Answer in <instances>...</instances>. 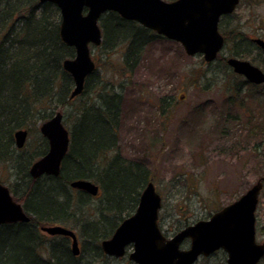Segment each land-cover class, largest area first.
Here are the masks:
<instances>
[{"label": "rangeland", "instance_id": "374dc122", "mask_svg": "<svg viewBox=\"0 0 264 264\" xmlns=\"http://www.w3.org/2000/svg\"><path fill=\"white\" fill-rule=\"evenodd\" d=\"M219 32L225 44L210 62L201 54H186L178 42L153 31L137 58L127 62V42L111 49L91 45L95 70L87 77L85 91L55 109L70 134L83 104L99 103V95L120 96L116 144L103 159L118 154L148 171V181L161 196L158 226L167 238L236 200L264 172V134L247 136L249 118L264 117V85H250L226 63L237 57L264 71V50L253 41L264 39V0H240L229 16L221 18ZM40 123L29 130L24 147H15L17 155L43 147ZM14 173L0 166L5 184L11 183ZM99 195L100 189L90 195L93 199L80 209L79 219L93 217ZM77 224L61 225L78 233ZM45 235L52 241L64 239ZM255 239L264 241V185L255 210ZM188 246L185 239L180 248ZM106 257L93 264H135L127 254ZM194 264H226V255L216 250L199 256ZM257 264H264V256Z\"/></svg>", "mask_w": 264, "mask_h": 264}, {"label": "trees", "instance_id": "16d2710c", "mask_svg": "<svg viewBox=\"0 0 264 264\" xmlns=\"http://www.w3.org/2000/svg\"><path fill=\"white\" fill-rule=\"evenodd\" d=\"M59 26V9L51 2L0 0V166L14 170L13 180L6 185L29 215L28 222L0 225V264L103 261L107 257L99 242L110 237L118 224L134 212L149 180L148 171L138 162L126 161L118 154L107 161L103 159L116 144L118 94L99 95L101 102L83 104L77 109L69 149L58 176L32 179L28 174L31 163L47 150L45 139L38 151L16 154L14 131L31 130L68 102L73 80L62 62L73 57L74 49L61 40ZM99 26L100 46L104 49L127 42L126 62L135 60L154 35L113 11L101 15ZM256 99L260 104L259 97ZM248 124V137L264 134V117L249 118ZM78 125L81 126L77 130ZM75 179H89L99 185V204L93 217H78L82 214L80 209L93 198L69 186ZM71 221L78 223L77 235L81 239V250L76 256L66 237L52 241L39 229L42 225H67Z\"/></svg>", "mask_w": 264, "mask_h": 264}, {"label": "water", "instance_id": "95a60500", "mask_svg": "<svg viewBox=\"0 0 264 264\" xmlns=\"http://www.w3.org/2000/svg\"><path fill=\"white\" fill-rule=\"evenodd\" d=\"M56 5L60 13L61 40L74 48V56L64 59L63 69L73 80L69 98L80 94L86 77L95 69L89 44L99 45L100 16L116 12L126 20H133L168 39L181 44L188 55L201 54L207 62L214 60L224 45L218 30L221 15L231 13L239 0H40ZM253 41L264 50V39ZM226 63L232 70L253 84L264 83V71L248 60L229 57ZM48 142L47 152L34 161L31 178L41 175L58 176L61 162L68 150L70 137L62 123V113L55 112L39 126ZM15 145L21 148L27 137L26 129L14 132ZM264 184L263 175L233 202L215 211L206 220H198L165 237L158 226L161 196L152 181L142 189L135 211L124 218L109 238L100 242L107 256L119 258L131 246L128 258L135 264H194L199 256L216 250L226 254V264H257L264 256V241L255 239V210ZM70 186L90 195L98 193V185L88 179H75ZM22 205L14 200L9 188L0 182V225L28 222ZM49 235L70 238L73 255L80 252L75 232L62 225L41 226ZM189 239L187 249L180 245Z\"/></svg>", "mask_w": 264, "mask_h": 264}, {"label": "flooded vegetation", "instance_id": "af4514ba", "mask_svg": "<svg viewBox=\"0 0 264 264\" xmlns=\"http://www.w3.org/2000/svg\"><path fill=\"white\" fill-rule=\"evenodd\" d=\"M170 1H172V0H170ZM239 2H240V0H239ZM238 2V3H239ZM238 5V4H237ZM237 7V6H236ZM231 13H229V14H224V15H221L220 16V18H219V22H218V28H219V23L221 22V18H223V17H226V16H229ZM241 53H243V52H241ZM27 130V136H28V134H29V131H28V129H26ZM27 139V138H26ZM45 139V138H44ZM46 140V139H45ZM47 141V140H46ZM24 145H25V143H24ZM47 146H48V142H47ZM24 147V146H23ZM22 148V147H21ZM21 148H17V149H21ZM47 150H48V147H47ZM47 150H46V152H47ZM45 152V153H46ZM44 153V154H45ZM30 168V167H29ZM28 174H29V169H28ZM45 175V174H44ZM29 176H30V174H29ZM41 176H43V175H41ZM40 176V177H41ZM40 177H38V178H40ZM34 179H37V178H34ZM69 186H70V183H69ZM72 189H74V190H77V191H82V192H85V191H83V190H79V189H77V188H72ZM87 193V192H86ZM51 225H53V224H51ZM41 227V226H40ZM40 227H39V229H40ZM64 237H66L68 240H69V242H70V239L67 237V236H64Z\"/></svg>", "mask_w": 264, "mask_h": 264}, {"label": "bare ground", "instance_id": "6f19581e", "mask_svg": "<svg viewBox=\"0 0 264 264\" xmlns=\"http://www.w3.org/2000/svg\"><path fill=\"white\" fill-rule=\"evenodd\" d=\"M29 216V215H28ZM18 223V222H17ZM20 223V222H19Z\"/></svg>", "mask_w": 264, "mask_h": 264}]
</instances>
